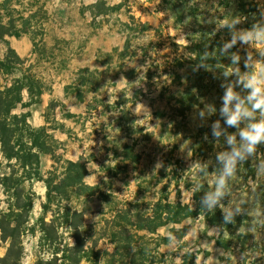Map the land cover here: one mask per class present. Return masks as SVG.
<instances>
[{
	"label": "rangeland",
	"instance_id": "rangeland-1",
	"mask_svg": "<svg viewBox=\"0 0 264 264\" xmlns=\"http://www.w3.org/2000/svg\"><path fill=\"white\" fill-rule=\"evenodd\" d=\"M252 2L264 21V0H0L21 33L9 46L46 90L15 113L48 129L58 157L83 158L103 193L46 213L45 184L26 182L32 210L13 208L22 264H264V30H247ZM10 164L0 152V172ZM53 170L44 155L42 175ZM196 191L203 213L182 224L118 244L104 233L110 209L145 214L167 197L195 208ZM12 204L0 186V216ZM8 249L0 232L1 258Z\"/></svg>",
	"mask_w": 264,
	"mask_h": 264
},
{
	"label": "trees",
	"instance_id": "trees-1",
	"mask_svg": "<svg viewBox=\"0 0 264 264\" xmlns=\"http://www.w3.org/2000/svg\"><path fill=\"white\" fill-rule=\"evenodd\" d=\"M3 5H7V1H4ZM250 5L253 9L246 10L247 13L252 12L256 15L247 18V30L251 32L264 30L262 12L259 10L260 4L252 2ZM14 29L10 30L0 18V44L4 43L9 46L7 37L21 36V33L13 31ZM26 62L10 46L5 57L0 58L1 77L21 73V76L10 84L7 82L0 84V152L4 160L13 165V167L10 166L13 168L10 174L0 172V186L8 194H11L16 204L19 203L18 206L11 205L10 213L0 216L2 239L9 243L8 253L5 257H0V264H22L23 223L20 218L23 217V214H19L13 208L18 207V211L22 210V212L30 214L32 200L22 201L24 192L21 188L26 182L36 180L45 184L47 202L44 204V212L46 213L58 205L57 203H61L65 196L69 201L72 197L86 198V200L93 199L97 195L100 198L103 197L100 185L90 186L86 183L89 170L87 162L83 158L72 161L58 157L56 148L60 142L50 134L48 129L46 127L34 128L30 123V112L15 113L20 106L28 108L39 104L46 91L43 82L32 72L31 68H26ZM25 92L28 94L29 103L24 105ZM44 155H53L54 157V170L47 177L43 176L41 172ZM194 197L195 208L183 203L180 199L171 201L170 197H167L155 202L151 210L145 214L133 212L130 206H125L117 211L110 209L114 214L110 219L105 220L104 233L118 244L133 230L153 233L162 227L182 224L203 213L204 209H202L203 204L201 203L203 200H201L198 191L195 192ZM106 200L104 198L105 202H107ZM75 215L80 214L77 212ZM43 223L45 224L44 220ZM42 231L45 232V229ZM57 253L55 252L56 255ZM109 255L113 257V254ZM190 264L196 263L193 261Z\"/></svg>",
	"mask_w": 264,
	"mask_h": 264
},
{
	"label": "clouds",
	"instance_id": "clouds-1",
	"mask_svg": "<svg viewBox=\"0 0 264 264\" xmlns=\"http://www.w3.org/2000/svg\"><path fill=\"white\" fill-rule=\"evenodd\" d=\"M258 132H264V129H258Z\"/></svg>",
	"mask_w": 264,
	"mask_h": 264
}]
</instances>
